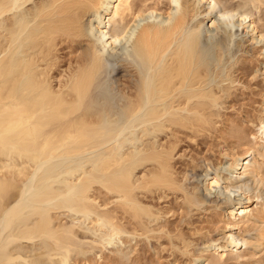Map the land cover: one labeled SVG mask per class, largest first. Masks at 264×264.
<instances>
[{
  "label": "bare ground",
  "instance_id": "6f19581e",
  "mask_svg": "<svg viewBox=\"0 0 264 264\" xmlns=\"http://www.w3.org/2000/svg\"><path fill=\"white\" fill-rule=\"evenodd\" d=\"M263 5L0 0V264L70 263L85 244L92 249L123 235H165L173 251L190 256L188 264L248 258L238 252L241 244L263 247L264 225L252 239L244 234L264 221V204L239 180L249 175L264 184V98L253 131L243 133L248 140L220 146L228 173L212 166L198 175L206 195L222 188L213 211L225 235L219 241L202 232L201 261L192 258L194 242L167 227L169 206L148 200L173 196L182 214L204 209L207 196L187 184L190 171L176 167L182 134L194 141L218 128L219 109L229 98L233 103L248 73L236 76L240 61H258L253 77L264 85V24L253 12ZM210 28L217 30L212 36ZM238 28L250 44L236 40ZM64 48L73 57L62 68ZM233 49L247 56L235 57ZM119 63L123 74L112 77ZM231 122L229 132L239 139L244 127ZM195 159L193 169L201 166ZM224 191L230 197L219 198ZM83 224L98 235L81 238Z\"/></svg>",
  "mask_w": 264,
  "mask_h": 264
},
{
  "label": "rangeland",
  "instance_id": "374dc122",
  "mask_svg": "<svg viewBox=\"0 0 264 264\" xmlns=\"http://www.w3.org/2000/svg\"><path fill=\"white\" fill-rule=\"evenodd\" d=\"M233 1L236 2L238 0H233ZM253 12L255 14L254 16H255L256 20L261 18L260 25H262V23L264 24V5L261 6V8H259L258 10L254 9ZM235 29L237 30V27ZM213 32L215 34L217 32V30L215 32V30L210 28L209 34L208 33L207 34L212 36L211 34H213ZM237 33H238L237 38H236L237 41L239 39L241 43H242V41L243 42L245 41L246 43H248V41H247L248 35H246V33L242 32V30L239 28H238ZM245 42L243 43L244 45L246 44ZM248 44H250V43H248ZM258 45H259L258 47H260L261 42H259ZM233 48H235V46ZM233 50L235 52V49H233ZM71 51H73V50H70V48H64V50L62 49L61 55L63 54V56H62L63 58L61 57V60L62 59L63 60L60 63V64H62V66H61L62 68H64L68 64L70 58L73 57V56H71V55H73V54H71ZM235 53H236L235 57H239L240 59H244V57H240V56H242V55L244 56L245 53H243V52H241V53L235 52ZM237 53H239L241 55H239ZM250 54H251V52H250ZM245 56H247V55L245 54ZM242 61H244V63ZM242 61H240L241 64L239 63L238 67L236 66L237 67L236 69H238V70L235 72V74L238 77L239 76L238 74H240V72L248 70V73L243 72V75H242V73L240 74V76L241 75L243 76V77L241 76L242 78L240 79L241 84L239 83L240 85H242L241 86L242 88L240 89V87H237L238 85H236L237 88H236V90L234 89L235 93H232L233 99H234L233 103L231 102V99L229 98L231 103L229 101H226L228 103H225V105L223 104V108L221 107L222 109L221 108L219 109L221 111L220 117H222V119L221 118H220V120L217 119L219 122V124L217 123V126L219 125L218 128H216L217 130L214 129L215 130L214 133L212 130V134L200 135L194 141L191 140L190 138H188L187 135L185 136V134H182L184 136V139H183V136H181L183 141L181 140L182 142H180L181 145H179V147L181 148L180 151H183L185 155L184 156L182 155L183 152H178V154L176 155V161H178L176 167L180 171L181 170L182 171L183 170L184 171H190V173L188 172L190 175V178L187 180V184L189 185V183H191L190 185H193V183H194L195 185H198L201 188V192L203 194H205L206 192H204L205 189L203 190L204 187L200 186L201 185V183H200L201 178L199 179L200 176H198V175L201 173L202 174L205 173L204 171H207V170L212 171V169H211V168H213L212 166H214V168L220 167L219 170L221 172H223V174L228 173L227 172V170H229L228 158L220 153L219 150L222 149L220 146L223 147L225 145L224 147L226 148V145H227V147L229 145L233 146L235 144L236 145L239 144L240 140H242V141L248 140L247 137L250 136L251 130L253 131V129H254L251 121H254L253 118L255 117V115H257L258 114L257 112H260L262 109L261 108L260 111H258L260 108V104L264 98L263 97L264 85L261 83V80H260L261 78L259 76L253 77L254 73L256 72V69H257V67H254V66L255 65L257 66V64L259 62L253 60L254 62L252 61L253 63L251 62V64L249 65V64H247L248 60L246 61L244 59ZM248 63H250V61H248ZM121 64L119 63L117 70L112 72V74H111L112 77L117 76L115 78H119L118 75L121 76L123 74L122 72L124 69L123 68L124 64H123V66H121ZM242 64H245V65L247 64L246 65L247 67L244 65L245 69L239 68L240 66L241 67L243 66ZM248 65H249V67H248ZM251 67H254V68H252L253 71L250 69ZM250 72H252V73H250ZM240 76H239V78H240ZM242 80H244V81H242ZM243 84L247 85V86H244ZM226 105L227 106L230 105V107H226ZM222 110H223V112H222ZM222 113L223 114L226 113V114L222 115ZM224 117H226V120ZM227 117H228V119H229V117H231V118L228 120ZM234 119L238 122H235ZM222 120H224L223 121L224 123L221 122ZM230 120L232 122H234V125L235 124L238 125L240 123L239 121H241V123L238 126L241 125L242 127H244V130L243 129L241 130V131H244V132H242L243 136L242 135L239 136L241 133L238 134V137H240L239 139H237V134L235 132H234L235 136L229 132L231 130V127L233 126V125L232 126L230 125V122H231ZM225 121H226L227 126L229 124V126H231V127L229 128V126L228 127L226 126L225 130H224L222 127L225 126ZM232 122H231V124H232ZM220 123L223 124V126L220 125ZM241 126H240V128L235 126V129H236V127H237V129L238 128L241 129L242 128ZM222 130H224V131H222ZM231 132H233V131L231 130ZM245 132L247 134V137H246L247 139L244 137L246 135L243 134ZM241 137H244L245 139L244 138L241 139ZM221 140H222V142H220ZM223 140L226 141V142H224V144H223ZM234 141H236V142L233 143ZM186 152H188L189 154H187ZM179 155H181V157ZM194 157H196L198 159H195ZM192 158L195 159V161L198 163V165L200 164L201 166L197 167L196 169L195 168L193 169V167L190 166V165H192L191 164ZM189 159H191V160H189ZM259 159H261V158H259ZM207 160H209V161H207ZM186 162L188 165L186 164ZM207 162L210 165L209 166L210 169H209V167H207ZM263 169H264V165H263ZM195 176H198V178ZM241 177H242V179H241ZM241 177L239 180L240 183L245 184L247 186V188H249V189L251 188L250 191H252V193H254V194L259 193L260 194V200H258V201H260V202H262V204H264V184H261V185L257 184L253 180V178L249 175H244V176L242 175ZM191 181H193V182H191ZM196 182H197V184H196ZM218 190H222V188H219V189L213 190V191L211 190L212 194H211V192H207V195L205 194V196H207L206 197L207 202H206V204H204V206H205L204 209H201V210L200 209H194L192 211V213L190 212L189 214H186V213L182 214L181 209L178 208V205L176 204L174 197L171 195H170L172 198L171 201H169L170 197L168 199L167 198L164 199V201H162L163 199L159 200L157 198H154V199L149 198L148 199L149 201H150V199H152L150 201V203L153 202L156 207L161 206L162 209H166L163 207L169 206V207H167V209L169 208L170 212H168L166 214L167 227L169 228V230L171 229L170 231H173L174 233H176V232L185 233L184 234V235H186L185 237H187L188 239H190L194 242L193 243L194 245L191 246V251L193 252L192 258H194V259L198 258L203 247H205L203 236L201 235L202 232H206V230H207V231L211 232V235L213 236L214 239L219 240V241H222L224 239L225 235L223 232H221V231H223L224 220L221 219L220 216L215 214V210H217V208H215L213 211V208L215 207L216 202H218V201H216L218 198V196H217V194L219 192ZM228 197H230V194L227 191H224L222 194H220L219 198L227 199ZM236 197H238V196H236ZM209 198L211 200H209ZM214 198H216V199H214ZM157 200H159V201H157ZM256 201H257V199L255 198L254 204H253L254 206L256 204ZM156 202L158 203V205H156L157 204ZM193 212H194V214H193ZM66 214H63L62 217L64 216L63 217V218H65L64 220L71 222L72 221L71 217L69 215H66ZM189 215H191V216H189ZM262 225H264V221H258L256 226H251L250 231L248 230L245 232V234H244L245 238L252 239L253 236H255V234H256L257 227L258 228L262 227ZM83 226H84V224H83ZM85 226L83 229L80 230L81 238H84V240L88 241V240H90V239H92L98 235L97 232L92 233L93 231L91 232V230L87 229ZM177 230H179V231H177ZM225 231H227V230H225ZM86 235H87V237H85ZM89 237H91V238H89ZM126 239H128V240H126ZM174 241H177V240L175 239ZM170 242L171 241L169 240V238H167V236H165V235L161 236L160 238L151 237V239L147 238L145 236H141V237L135 236V238H134V236H131V235H129V236L126 235V237H125V235H123V237H120V238L116 237V238L112 239V242L106 243L105 245H102V244L100 245L98 243H96V244L92 243V245H95V247H93L92 249L90 248L91 244H89V247H87L88 245L85 244L86 250L84 252H81L78 254L73 253L72 254L73 258L71 260L72 262L63 263V264H71V263L73 264L74 258L76 259L77 257H78L77 258L78 264H84V261L86 258H88V259L90 258V264H125V263L126 264H188V258L190 256H186L183 254L181 256V253L179 251H177V250L173 251L172 248H170L171 247ZM96 245H98V246H96ZM252 246H253L252 243L247 244V245L241 244L240 248L238 250V252L241 254L246 253L248 258L247 257L241 258L240 260L229 259L223 263L221 261H218L217 264H264V246L263 247L262 246H258V247L253 246L252 247ZM85 248L83 245V249H85ZM87 248L90 250L88 251ZM197 260L201 261L202 258L199 257ZM47 264H50V263L48 262ZM54 264H60V263L58 261L57 262L55 261Z\"/></svg>",
  "mask_w": 264,
  "mask_h": 264
}]
</instances>
